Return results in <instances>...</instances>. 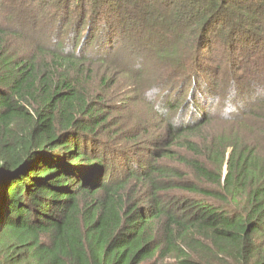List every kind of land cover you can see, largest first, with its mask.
<instances>
[{"label": "trees", "instance_id": "obj_1", "mask_svg": "<svg viewBox=\"0 0 264 264\" xmlns=\"http://www.w3.org/2000/svg\"><path fill=\"white\" fill-rule=\"evenodd\" d=\"M123 44L185 104L119 119ZM0 264H264V0H0Z\"/></svg>", "mask_w": 264, "mask_h": 264}, {"label": "rangeland", "instance_id": "obj_2", "mask_svg": "<svg viewBox=\"0 0 264 264\" xmlns=\"http://www.w3.org/2000/svg\"><path fill=\"white\" fill-rule=\"evenodd\" d=\"M44 7H45V9H44V11H42V18L44 20H42L43 21L42 23L48 24L52 18L54 19L56 17L57 13H55V11L53 9V4L44 5ZM52 15H53V17H52ZM70 20H72V19H70ZM69 27H71V25L70 26L68 25L66 27V29H65L66 32L69 31ZM54 29H55V32H52L50 34L51 37L56 36L57 33L60 34V32H61L58 23H55ZM118 35H120V38L117 40V37H116L117 41H123L127 38H130L131 43L129 44V46L134 45L138 49H140L137 46V44L135 43V41H133L134 36L129 35V33L123 34L122 32H120V30H119ZM126 35H128V36H126ZM64 37H66V35ZM90 38H91L90 32H88L85 39L88 42V41H90ZM96 41L97 40L94 41V44ZM126 45L127 44H123L122 46L118 47L116 49V51L114 52V57H113V58H115V55H119L122 57V59L126 60V64H123L122 68L120 67L115 72H113V70L111 72L109 70L110 68H108V69L107 68H101V67L99 68V71L102 72L103 75L107 74L116 80V82L113 84V86L110 89H111L113 101L117 102L116 106H118L121 110V112H120L121 115L119 114V119H121L123 117H130L136 113L139 114V116L141 117L142 115L140 113H142V112L146 113L147 111H151L150 108L153 106H154V109L156 110L157 107L160 106L159 104H160L162 98L165 99L166 101H167V99H174L175 103H178L180 105H184L185 100L187 98H190V94H191L190 89L191 88L186 89V87H185L186 85L184 84L185 86L180 91L179 86L181 85L182 81H179V80H175L172 82H170V80H168L167 82L169 84H164L163 86H154V88L152 87L151 89L149 88V90L147 91V94L143 98L146 101L145 102L146 104L143 101L138 100L139 98H136V100H129L128 99L129 96H127L126 91H123V90H125V88L127 86L131 85V83L129 82L130 78H133L134 75H136V73L140 69V67L145 65V63H144L145 57H143L144 54L142 55V53H139L137 51L135 53L134 52L135 48H133V47H129L128 49L124 48V47H126ZM219 46H221V45L220 44L217 45L216 48H219ZM92 49H93V47L90 48V51ZM225 53H226L225 49L221 48L220 52L218 51V49H215V51L211 53V56L212 57H214V56L215 57H222V56H224ZM203 54L205 55V57L209 56L208 51L203 52ZM126 56H128V58H132L134 60V61L132 60V64L128 63ZM152 57H153V55H146V58L149 59L147 61H149L150 67L155 66ZM96 69L98 70L97 67H96ZM220 77H222V78L219 82H216L217 87H215L214 89L212 88L211 90H209L210 87L207 85H204V87L206 89H208L210 92L207 91L205 93L203 91L204 94H203L202 100L206 103V105L216 108L213 110L214 113L224 115V114H227L228 112L232 111V109H230V111H228L225 108V107H228L227 102H229L228 99L230 98V97H228V94H229V91L231 90V86L227 82L228 81L227 73H224L223 75L221 74ZM95 82L99 83L100 80L95 79ZM201 85H202V83H201ZM196 93L198 94V92H196ZM249 94H250V96H252L251 93H249ZM249 94L246 93L245 95H249ZM247 97H249V96H247ZM176 112L177 113H174V114H176V116H177L180 111H176ZM219 124L220 123L214 122L210 125V128L211 129L217 128ZM223 127H225V126H223ZM128 146L129 145H127L126 148Z\"/></svg>", "mask_w": 264, "mask_h": 264}]
</instances>
